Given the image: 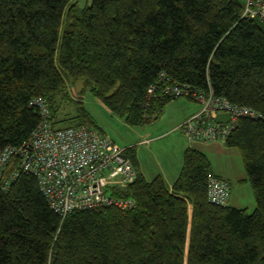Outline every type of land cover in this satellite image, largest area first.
Instances as JSON below:
<instances>
[{"label": "trees", "instance_id": "1", "mask_svg": "<svg viewBox=\"0 0 264 264\" xmlns=\"http://www.w3.org/2000/svg\"><path fill=\"white\" fill-rule=\"evenodd\" d=\"M239 0H0V148L21 145L41 120L30 100L47 97L54 125H93L80 99L90 89L130 124H141L148 86L162 70L264 114V21ZM74 98L77 111L57 119ZM172 98L168 97L164 105ZM67 116V118H66ZM62 118V119H61ZM242 154L256 207L208 198L215 174L189 145L172 185L162 175L109 192L136 205L75 209L62 218L37 176L14 154L0 179V264H264V117H242L224 141ZM18 170L10 179L9 174Z\"/></svg>", "mask_w": 264, "mask_h": 264}, {"label": "built area", "instance_id": "2", "mask_svg": "<svg viewBox=\"0 0 264 264\" xmlns=\"http://www.w3.org/2000/svg\"><path fill=\"white\" fill-rule=\"evenodd\" d=\"M242 16L264 21V0H244ZM179 96L200 103V108L179 125L190 141H225L240 118L264 117L258 108L216 93L210 80L203 87L162 70L147 88L143 118L156 119L163 112L164 101ZM30 105L39 109L41 120L27 141L0 148V179L9 168L13 155L18 154L19 169L37 176L50 207L62 218L75 209L101 205L131 208L136 205L135 198L108 190L109 186L121 187L137 178L138 171L127 153L128 147L120 146L104 130L92 125H54L52 109L44 95L33 97ZM221 111L230 112V118L216 120ZM17 175L18 170L12 171L6 182ZM207 192L211 202L226 205L231 196V182L218 174H210Z\"/></svg>", "mask_w": 264, "mask_h": 264}, {"label": "rangeland", "instance_id": "3", "mask_svg": "<svg viewBox=\"0 0 264 264\" xmlns=\"http://www.w3.org/2000/svg\"><path fill=\"white\" fill-rule=\"evenodd\" d=\"M72 1L79 8H83L92 2V0ZM239 1L244 2V0ZM81 84L82 82H78L74 86L70 83L69 91L72 98L67 103L61 104L57 119L63 117L65 113L74 114L77 111L74 98L77 97ZM80 95V99L93 119L92 126L104 130L122 147L133 146L149 178H153L159 171L167 172L168 176L172 175L173 167L178 158L176 151L182 141L186 143L189 141L180 129L168 133L164 132L187 112L199 108L200 103L198 101L187 96L172 97L164 106L161 115L156 119L141 124H130L123 116L112 112L90 89H86ZM52 118L54 120L53 114ZM70 123L71 120L69 119L61 120L58 126ZM146 138L149 140L145 141ZM207 143L210 145L204 151L209 157L212 171L220 172L229 178L233 186L235 196L233 202L235 204L247 207L249 212L253 211L256 207V199L239 149L227 146L223 140ZM196 145L199 146L198 143ZM181 164H183V159Z\"/></svg>", "mask_w": 264, "mask_h": 264}, {"label": "crops", "instance_id": "4", "mask_svg": "<svg viewBox=\"0 0 264 264\" xmlns=\"http://www.w3.org/2000/svg\"><path fill=\"white\" fill-rule=\"evenodd\" d=\"M200 108V107H199ZM199 108H197L196 110H192V111H189L187 112L183 117H181L177 122H174L173 125L168 129L166 130L164 133H168V132H173L175 131L176 129H180L184 134L185 132L181 129V127L179 126L180 123L188 116H190L191 114H193L194 112H196ZM124 117V116H123ZM125 118V117H124ZM163 134V133H162ZM160 135V134H159ZM185 136L187 137V135L185 134ZM188 138V137H187ZM113 140H115L113 138ZM149 138H146L145 141H148ZM188 141L189 142H185V141H182L181 144L179 145L178 147V150L176 151V155L178 154V158H177V161H176V165L173 167V172H172V175L168 176V174H166L167 172H163V171H159L155 176L157 175H162V177L165 179V181L167 182L168 185H172V183L174 182V180L177 178V176L179 175L180 171H181V168H182V159H183V154H184V150L187 146L189 145H193V146H196V147H199L200 149L202 150H206L207 147H209V141H212V140H198V141H190L189 138H188ZM196 143H198L199 146L196 145ZM225 143V142H224ZM136 153V157L138 159V163L136 164L137 166V169L138 171H141L145 176L146 178L148 179H151L147 176L146 174V169L144 168V165L142 166L141 164V160H140V157L139 155ZM179 153H182V155H179ZM214 172V171H213ZM169 173V172H168ZM215 174H218L220 176H223L227 179H229L227 176L223 175L222 173L220 172H214ZM154 176V177H155ZM233 201H235V196L233 194V186H232V183H231V196H230V200H229V204H232L234 206H238V207H242V206H239L237 204H235Z\"/></svg>", "mask_w": 264, "mask_h": 264}, {"label": "water", "instance_id": "5", "mask_svg": "<svg viewBox=\"0 0 264 264\" xmlns=\"http://www.w3.org/2000/svg\"><path fill=\"white\" fill-rule=\"evenodd\" d=\"M230 118V112H219L218 114H217V116H216V120H221V121H223V120H228ZM88 127L90 126V124L89 123H87L86 124Z\"/></svg>", "mask_w": 264, "mask_h": 264}]
</instances>
